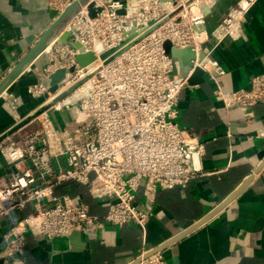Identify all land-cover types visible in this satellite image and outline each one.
I'll return each mask as SVG.
<instances>
[{
	"label": "built area",
	"instance_id": "obj_1",
	"mask_svg": "<svg viewBox=\"0 0 264 264\" xmlns=\"http://www.w3.org/2000/svg\"><path fill=\"white\" fill-rule=\"evenodd\" d=\"M72 1L51 4L62 11ZM256 1L239 0L228 10L213 32L218 43L242 36L244 17ZM215 2L91 0L95 14L84 6L66 27L70 40L82 48L53 42L45 49L51 57L45 76L65 69L64 77L55 86L32 84V96H48L45 109L20 118L0 138V217L30 208L4 234L1 258L20 264L16 255L27 234L52 240L103 226L87 203L57 194L63 183L85 185L94 197L107 198L105 222H133L145 231L157 190L185 188L201 174L204 145L178 122L188 77L174 74L165 44L203 52L202 60H193L194 67L216 80L209 61L216 74L224 69L203 50L208 39L205 9ZM91 53L92 62L77 61ZM214 95L225 107L239 105L251 119L253 107L264 103V73L253 76L248 88L225 91L218 86ZM64 110L72 119L60 125L52 115ZM144 255L137 264H172L161 252Z\"/></svg>",
	"mask_w": 264,
	"mask_h": 264
},
{
	"label": "crops",
	"instance_id": "obj_2",
	"mask_svg": "<svg viewBox=\"0 0 264 264\" xmlns=\"http://www.w3.org/2000/svg\"><path fill=\"white\" fill-rule=\"evenodd\" d=\"M206 15L208 39L204 52L218 61L224 73H210L186 85L179 98V125L204 145L201 174L187 187L159 188L153 215L145 231L136 223L116 226L105 222L107 198H96L85 185L66 182L57 194H69L89 205L103 222L91 237L46 239L27 234L16 258L20 264H132L141 254L158 250L172 264H264V103L256 104L251 119L239 105L225 107L215 99L218 86L233 91L250 86L253 76L264 73V0H257L243 21V34L218 43L213 32L239 0H215ZM52 0H0V81L24 57L53 22ZM184 50V49H180ZM185 56V55H184ZM44 50L0 95V138L18 120L37 113L48 96H32L37 82L51 86L44 74L50 64ZM177 75L182 76L181 73ZM190 75V74H189ZM55 88V87H54ZM52 88V89H54ZM56 123L72 119L68 110L53 113ZM1 166V165H0ZM248 177L244 190L226 207L180 239V233L201 221ZM139 201L144 202L142 195ZM30 208L0 217V251L3 236ZM0 264H10L0 257Z\"/></svg>",
	"mask_w": 264,
	"mask_h": 264
},
{
	"label": "water",
	"instance_id": "obj_3",
	"mask_svg": "<svg viewBox=\"0 0 264 264\" xmlns=\"http://www.w3.org/2000/svg\"><path fill=\"white\" fill-rule=\"evenodd\" d=\"M91 0H73L69 5H67L62 11L54 10L51 14L53 17V22L51 25L43 32L38 41L34 44L33 47L28 51V53L22 57V59L11 69V71L0 81V95L7 89V87L24 71V69L30 65L34 59L40 55L48 46H50L53 42H57L60 45L68 44L74 49L82 48L79 42H72L70 40V33L66 30L67 25L70 20L84 7L88 5L89 11L91 15L95 14V10L93 8V4L90 3ZM209 9L206 8L205 12L208 13ZM165 48L168 54L171 55L173 66H174V74L181 73L182 76L188 77L189 84H195L199 82L198 80L202 79L204 74V70L200 66L194 67L193 60L198 58L202 60L204 57V53L197 55L195 51L188 47L185 50H180L171 45L170 42L165 44ZM185 55V56H184ZM104 55L103 57H105ZM95 59V56L91 53L88 56L80 55L77 58V61L81 65H85L87 63L92 62ZM194 67V68H193ZM193 68V70H192ZM65 69H59L53 74L50 75L51 86H55L65 75ZM190 74V75H189ZM77 85L71 87L68 91L60 94L58 97L54 99L55 101L60 100L65 97L70 91H72ZM45 109V106L42 107L38 112ZM1 165V163H0ZM264 167V151L262 153V163L259 169ZM250 181V177L245 179L239 187H237L226 199H224L212 212H210L206 217H204L201 221L193 224L191 227L180 233L174 240L180 239L190 231L197 228L199 225L208 220L211 216L218 213L221 209L226 207L230 202H232L247 186ZM92 229L90 226L86 228L84 231H74L70 237L76 238L79 235H83L84 239L91 237ZM158 252V250L150 251L147 255L145 254L143 257L146 258L151 254ZM141 260V257L132 264H137Z\"/></svg>",
	"mask_w": 264,
	"mask_h": 264
},
{
	"label": "bare ground",
	"instance_id": "obj_4",
	"mask_svg": "<svg viewBox=\"0 0 264 264\" xmlns=\"http://www.w3.org/2000/svg\"><path fill=\"white\" fill-rule=\"evenodd\" d=\"M213 5H214V4H213ZM213 5H212V6H213ZM212 6H211V7H212ZM200 54H202V52H199V55H200Z\"/></svg>",
	"mask_w": 264,
	"mask_h": 264
}]
</instances>
